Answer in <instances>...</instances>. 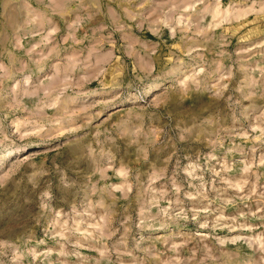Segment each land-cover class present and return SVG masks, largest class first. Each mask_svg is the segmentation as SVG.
Segmentation results:
<instances>
[{
	"label": "rangeland",
	"instance_id": "374dc122",
	"mask_svg": "<svg viewBox=\"0 0 264 264\" xmlns=\"http://www.w3.org/2000/svg\"><path fill=\"white\" fill-rule=\"evenodd\" d=\"M0 264H264V0H0Z\"/></svg>",
	"mask_w": 264,
	"mask_h": 264
}]
</instances>
